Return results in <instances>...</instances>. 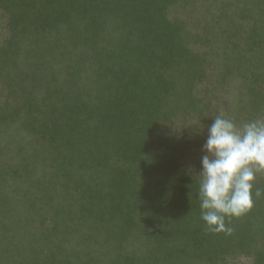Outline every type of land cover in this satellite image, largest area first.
Returning <instances> with one entry per match:
<instances>
[{"label": "trees", "instance_id": "trees-1", "mask_svg": "<svg viewBox=\"0 0 264 264\" xmlns=\"http://www.w3.org/2000/svg\"><path fill=\"white\" fill-rule=\"evenodd\" d=\"M221 110L264 117V0H0V264H264V174L201 218Z\"/></svg>", "mask_w": 264, "mask_h": 264}, {"label": "clouds", "instance_id": "clouds-1", "mask_svg": "<svg viewBox=\"0 0 264 264\" xmlns=\"http://www.w3.org/2000/svg\"><path fill=\"white\" fill-rule=\"evenodd\" d=\"M203 151L201 218L206 231L230 236L235 229L228 224L254 207L255 180L264 174V117L238 125L221 110L208 128ZM254 195L260 198L264 190L255 188Z\"/></svg>", "mask_w": 264, "mask_h": 264}]
</instances>
